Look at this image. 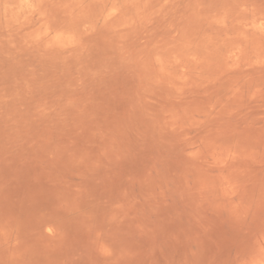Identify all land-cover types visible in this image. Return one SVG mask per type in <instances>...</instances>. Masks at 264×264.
I'll list each match as a JSON object with an SVG mask.
<instances>
[{
    "label": "rangeland",
    "instance_id": "374dc122",
    "mask_svg": "<svg viewBox=\"0 0 264 264\" xmlns=\"http://www.w3.org/2000/svg\"><path fill=\"white\" fill-rule=\"evenodd\" d=\"M37 2L0 0V258L257 256L264 0H106L122 5L107 24L96 0H45L51 41L35 39ZM156 78L187 118L139 151L132 97Z\"/></svg>",
    "mask_w": 264,
    "mask_h": 264
},
{
    "label": "clouds",
    "instance_id": "9594fccd",
    "mask_svg": "<svg viewBox=\"0 0 264 264\" xmlns=\"http://www.w3.org/2000/svg\"><path fill=\"white\" fill-rule=\"evenodd\" d=\"M96 2L103 5L105 9H111L103 16V24H107L122 7V5L114 2L106 3V0H96ZM27 6L38 10L41 20L35 39L37 41H51L52 32L55 30V20L48 11L50 5L45 0H38L35 5L29 4ZM46 29L48 30L46 31ZM79 35H87V32ZM164 83L161 78H156L132 97V134L135 146L139 151H145L150 147L155 148L161 144L170 128L168 116H174L176 120L181 122L187 118V113L180 111V105L177 103L183 101V96L176 91H168L165 94L162 91ZM169 87L171 88V85ZM184 126L188 125L185 124ZM0 264H22V262L13 256L11 259L0 258ZM159 264H171V262L161 260ZM188 264H197V262L189 261ZM213 264H222V262L215 261ZM227 264H264V239L259 241L257 256L250 258L246 253L236 250L233 259Z\"/></svg>",
    "mask_w": 264,
    "mask_h": 264
}]
</instances>
